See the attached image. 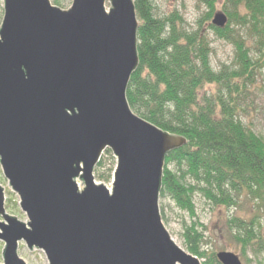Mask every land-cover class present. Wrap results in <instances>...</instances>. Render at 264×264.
<instances>
[{
	"label": "water",
	"instance_id": "1",
	"mask_svg": "<svg viewBox=\"0 0 264 264\" xmlns=\"http://www.w3.org/2000/svg\"><path fill=\"white\" fill-rule=\"evenodd\" d=\"M4 2L0 164L28 221L7 212L0 184V264H28L21 241L49 264H201L160 210L167 155L188 140L127 99L139 64L135 0H74L68 10L51 0ZM227 23L225 12L212 20ZM107 149L117 158L112 189L94 175ZM217 258L243 264L231 251Z\"/></svg>",
	"mask_w": 264,
	"mask_h": 264
},
{
	"label": "trees",
	"instance_id": "2",
	"mask_svg": "<svg viewBox=\"0 0 264 264\" xmlns=\"http://www.w3.org/2000/svg\"><path fill=\"white\" fill-rule=\"evenodd\" d=\"M206 1L211 9L208 20H212L220 0ZM226 3L232 9L225 11L228 23L224 28L212 21L206 28L201 20L196 29L189 30L178 12L158 17L152 0H135L139 64L128 84L127 99L144 119L187 138L186 145L167 155L161 197H171L192 215H196L194 195L201 182H205V196L216 204L237 208L240 197L246 196L256 201L258 210L264 209V136L246 126L240 116L242 96L248 85L256 82L258 68L264 66V0ZM241 28H247L250 37L243 36ZM209 29L235 45L233 70L213 68ZM253 48L263 56L252 57ZM208 86L215 90L207 91ZM173 162L179 172L169 168ZM98 166H104L103 159ZM114 169L110 167L109 174L100 178H110ZM188 175L194 176L197 184L189 183ZM227 223L231 238L244 255L249 248L255 253L264 250L257 216H234ZM199 236L194 227L186 234L190 252L203 258L207 253L200 251ZM213 258L221 264L216 252Z\"/></svg>",
	"mask_w": 264,
	"mask_h": 264
},
{
	"label": "rangeland",
	"instance_id": "3",
	"mask_svg": "<svg viewBox=\"0 0 264 264\" xmlns=\"http://www.w3.org/2000/svg\"><path fill=\"white\" fill-rule=\"evenodd\" d=\"M73 1L74 0H51L53 5L67 10L70 9ZM152 1L155 7L156 16L166 17L176 11L183 17L185 20V27L189 30L196 29L198 22L201 20L205 22L206 28H208L209 23L213 20V18L212 20H208L207 14L211 9L206 0ZM4 6V0H0V26L4 19ZM231 9V4L226 3V0H220L216 4L214 15L218 12H225L226 10ZM240 32L243 36H247V38L250 37L247 28H241ZM208 36L212 49L211 63L213 68L216 71L233 70L235 68L236 58L235 45L228 40L218 38L210 29L208 31ZM251 56L257 59L262 57L263 54L257 48H253ZM206 89L207 91L212 92L215 90V87L208 86ZM240 106V116L243 123L251 128L256 134L264 136V66L258 68L256 82L248 85L246 93L242 96ZM102 159L104 161V166L99 167L97 165L94 172L95 179L97 183L105 184L109 189H112L113 174L110 178L105 179H101L100 175H105L106 177L109 174L108 170L110 167H116L117 158L113 152L110 154L105 151ZM169 168L175 172L180 171L176 162L171 163ZM183 169H186V166H183ZM187 181L189 183L197 184L196 179L192 175H188ZM78 183L82 186L80 179L78 180ZM0 184L4 186L5 189L7 212L27 222V215L23 212L19 204L20 198L11 188L9 180L4 175L1 164ZM199 185L200 187H198L194 195L196 215H192L189 211L179 207L171 197H160V210L163 222L175 241L190 252L186 234L190 228L194 227L201 235L199 238H202L199 243L200 251H205L207 253L206 257L199 258L201 264H218V262L213 258V253L216 252L218 254L221 251L234 252L239 255L243 264H264V250L259 253H255L251 248H249L247 254L244 255L242 253L241 246L233 238H231L227 223L228 220L234 216H240L245 219L257 216L259 222L261 223V228L258 232L264 235V209L258 210L256 201L251 200L246 196L240 197L239 206L237 208L216 204L205 196L202 190V187L205 186V182H201ZM10 200L11 202H9ZM8 203L10 205L7 206ZM0 220H3L2 217H0ZM4 245L5 243L0 241V262H4ZM19 254L27 260L28 264H49L47 256L42 250L35 249V251L31 252L24 241H21L19 244Z\"/></svg>",
	"mask_w": 264,
	"mask_h": 264
}]
</instances>
